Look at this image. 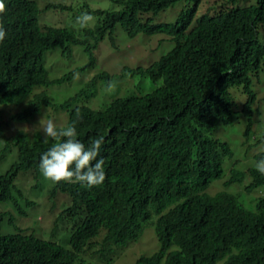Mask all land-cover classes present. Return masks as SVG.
I'll use <instances>...</instances> for the list:
<instances>
[{"label": "trees", "instance_id": "trees-1", "mask_svg": "<svg viewBox=\"0 0 264 264\" xmlns=\"http://www.w3.org/2000/svg\"><path fill=\"white\" fill-rule=\"evenodd\" d=\"M179 1L116 0L121 11L100 12L99 36L120 25L129 37L164 35L173 47L147 69L130 71L157 84L150 93L116 97L97 113L86 102L96 96L98 84L109 89L117 78L101 72L82 81L78 92L58 105L59 112H67V126L53 127L47 139L20 140V169L33 170L35 181L48 172L55 184L51 195L70 197L57 220L69 215L81 220L67 247L35 233L0 234V264H83L87 259L110 264L118 250L138 240L152 215L159 250L135 264H161L164 259L165 264H211L231 251L225 264H264V198L245 210L231 195L209 198L202 193L221 175L230 153L228 144L212 135L216 124H228L237 110L230 90L242 88L249 99L245 107L255 100L251 84L264 71V0L230 7L185 0L190 7L176 23H142L143 14H157ZM36 8L33 0H0V95L14 92L17 102L34 87L57 86L71 78L50 80L43 58L47 52L70 49L75 37L67 29L42 28ZM86 53L91 56L90 49ZM35 96L17 120L49 106L44 91ZM110 123L117 129L106 138L103 129ZM88 143L92 150L83 156L88 164L83 167L80 155ZM131 156H138L136 165ZM132 165L140 171L137 179L128 173ZM196 166L195 178L190 170ZM69 176L75 185L64 182ZM253 176L251 188H264V170ZM2 178L0 202L12 199L14 188L10 173ZM187 178L192 192L184 184ZM150 188L152 193L144 191ZM94 236L101 244L91 254L84 246ZM172 246L178 251L169 253Z\"/></svg>", "mask_w": 264, "mask_h": 264}, {"label": "rangeland", "instance_id": "rangeland-1", "mask_svg": "<svg viewBox=\"0 0 264 264\" xmlns=\"http://www.w3.org/2000/svg\"><path fill=\"white\" fill-rule=\"evenodd\" d=\"M52 3H60L69 7L67 10L61 11L66 17L68 25L73 31L78 32L79 22L86 23L90 28H94L97 24L98 16L94 14L91 16L87 13L89 7L92 11L95 10H117L118 6L111 0H48ZM215 0H202V2L212 5ZM226 0H221L220 4ZM251 3V0H237L233 6H244ZM206 7V5H204ZM190 7V4L185 0L175 3L165 11H161L157 14L143 15L141 21L150 19L151 25L167 24L172 25L177 22L181 13H186ZM206 9V8H204ZM202 11H205V10ZM192 25V23H191ZM88 43H92L89 40ZM173 47V43L164 35H152L146 36L144 34H138L134 37H129L126 31L120 26L116 25L112 36H105L104 40L100 42L96 49H93L94 56V71L97 73L106 72L113 75H119L114 81L115 85L112 88L99 87L95 97L86 102V106L100 110L105 107L112 99L116 97H124L126 95H143L152 91L157 84L153 83L147 77H143L138 74H131L124 69L134 70L138 67H148L155 61H158L162 56L167 54ZM86 53V52H85ZM82 47L79 45H73L70 47V54L62 55L60 50L47 53L44 57V66L48 71L50 79H58L66 75L71 74L69 81L65 82L61 86H52L48 88L47 94L50 97L53 104H63L69 97L73 96L82 86V81H86L83 70L80 68L88 63V55L85 54ZM92 75V73H91ZM252 90L257 96V105L260 108V114H255L253 121L255 126L251 138L255 135L261 134L260 132L264 128V71L259 80H254L251 86ZM240 88H232L230 90L235 102L243 103L245 96L242 95ZM101 90V91H100ZM242 100L239 102L238 97ZM261 96V101L258 97ZM0 156L2 150L5 148V139L10 138L12 135L24 134L30 138H44L47 139L45 134L46 130L50 127H63L66 121L58 119L57 113L59 112V106L54 107H42L35 115L27 121H11L10 124L14 126L12 132L10 131L7 122V111H17L15 105L0 106ZM241 105L234 113V122H236L240 115ZM260 115V118H259ZM242 119V118H241ZM246 121L242 119L238 124L234 123L232 126L224 127L220 124L216 126L215 132L212 133L214 138L220 141H225L230 144L233 152V157L230 161H226L224 164L225 170L232 168L245 171L243 166L246 159L250 165H253L252 156L255 153L254 148L249 151L244 145V130L246 128ZM15 150L12 146H8L6 156L0 159V174L6 172L10 165L14 161ZM229 176L224 178L226 180ZM215 187L220 186L219 181H215ZM40 187L33 188L29 199H33L36 203L29 206L25 210H22L18 214L15 209L5 213V217L0 221V233L12 234L20 229L22 224H25L27 228L33 231L36 235L42 237L45 240L58 242L55 232L64 226V224L57 220V214L51 211V208L55 205V201H50V205L42 206L41 198L45 199V190L42 188L44 184L37 182ZM20 187L23 190L29 189L34 185L33 181L26 183H20ZM222 187V186H220ZM227 193L235 195L239 200L245 203L250 208L251 203L245 200V195L240 186H234V184L225 188ZM25 192V191H24ZM23 192V193H24ZM24 195V194H23ZM26 196V195H24ZM12 218V221L7 226V219ZM56 219V220H55ZM155 217L153 218V221ZM50 226V233L46 236L38 234V230L42 227ZM52 231L53 234H52ZM63 245V244H60ZM66 246V245H63ZM159 250V241L156 236L153 225L144 224L142 226L139 238L132 243H129L121 252L114 257L110 264H134L139 258H148ZM177 250V247L173 246L171 251ZM226 258L216 261L214 264H223ZM83 264H105L100 263L97 260L87 259ZM161 264H165L164 261Z\"/></svg>", "mask_w": 264, "mask_h": 264}, {"label": "clouds", "instance_id": "clouds-1", "mask_svg": "<svg viewBox=\"0 0 264 264\" xmlns=\"http://www.w3.org/2000/svg\"><path fill=\"white\" fill-rule=\"evenodd\" d=\"M111 1L114 4H116V6H118L117 10H95V11H92L88 7L87 8V13L89 15L94 16V14H96L98 16V20H97L96 26L94 28H90L88 24L79 22L78 26H79L80 30L78 32H75L68 25V21H67L66 17L61 12L63 10L69 9L68 6H66L64 4H60V3H52V2H49L48 0H33V2L36 4V7H37L36 8L37 9V13H38L37 19H38L40 25L42 26V28H46V27L53 28V27H55V28L67 29L69 32L73 33V35L75 37V40H76V42L69 43V45H67V47L70 48L73 45H79L84 50V53L90 49L91 56H90V54L87 53V55L89 57L88 63L81 67L83 72H84V74H87V76H85V78H89V77L90 78H95L99 74V73H97V71H94V62H95V60H94V56H93V51L92 50L97 48L98 44L104 40L105 36H107V35L112 36L113 30H114L113 29L111 32H105L102 36H99V33H98L99 24L101 23V21L104 18V15L102 13H100V12H106V11L119 12L122 9V6L119 3H117L116 0H111ZM220 1L221 0H215L213 2V4H215L217 7H221L223 5L227 6V7H230V6H233L236 3L237 0H235V3H233V4L230 3V0H226L225 2H223L221 4H220ZM254 1L255 0H251L250 4L254 3ZM200 4H203V5L207 6V4L202 2V0H201ZM250 4H248V5H250ZM248 5H244V6H248ZM150 14H152V13H150ZM143 15H147V14H143ZM148 19H146V20H148ZM146 20L142 21V23H144ZM99 37H102L103 39L96 43V39L99 38ZM89 40H92V43H88ZM92 46H94V47H92ZM86 48H89V49L87 50ZM60 51H61L62 55L70 54V49H68L66 51L65 50H60ZM51 52H53V51H51ZM47 53H50V52H47ZM45 55H44V57H45ZM155 62H157V61H155ZM155 62H153V63H155ZM152 64H150V65H152ZM150 65L148 67H150ZM148 67H146V68L138 67V68H140V69L142 68L143 70H145ZM43 68L47 71L46 67L44 66V58H43ZM136 69H134V70H136ZM127 71L130 72L132 70L127 69ZM47 73H48V71H47ZM91 73H92V75H91ZM69 75H71V74H69ZM109 75H111V74H109ZM66 76H68V75H66ZM66 76L61 77V78H65ZM116 76L118 77L119 75H116ZM48 78H49V75H48ZM58 79H60V78H58ZM50 80H55V79H50ZM63 84H61V85H63ZM252 84H253V82H252ZM252 84H251V86H252ZM61 85H57L56 87L61 86ZM100 85L101 84H98L97 89H99ZM42 87H44V86H42ZM48 88L49 87H47V88H45V87L44 88L34 87L32 89V91H31V93L27 94L25 97H23L20 100V102H17V100L19 99V96L16 93H14V92H9V93H5L4 95H0V99L3 96H6V95L9 96L8 99L0 100V106L15 105L17 107V111L14 114H13L14 111H7L6 112V114H7V122H8V125H9V128H10L11 132L14 129V126L12 124H10L11 121H27V120H29L30 118H32L35 115V114H33L32 116H30L28 118L25 115V117L22 120H17L16 119V115L17 114H19V113H21L23 111H28V108H29L33 98L36 97L35 94H38L39 92H43L44 91L46 93V95H48L47 94ZM239 90H241L242 95L245 96V101L243 103L235 102L234 99H233V101L235 102L237 108H238V105H241L240 115H241V118L243 120H245L246 124H247L246 128L244 130V134H243L244 145H245V147L247 148L248 151L251 148H254V152L255 153L252 156L253 165H250L249 161L246 159V162H245V164L243 166V169H246L245 171H241V170L236 169V168H232V169H229V170L226 171L225 167H224V164H225L226 161H230L232 159V157H233L232 149L230 147V144H228L227 142L220 141L219 139L213 137L214 139H216V140H218L220 142L227 143L228 146H229L230 153L228 154L227 157H225L223 159V162L221 164V175L219 177L213 179L212 181H210L208 183V185L205 187V189L202 191V193H204L207 196H209V198H213V197H215V195L220 194V193L228 194V195H231L232 197H234L235 200L238 201L241 204V206H243L245 208V210L246 209L247 210H250V209L253 210L254 207H255L256 202L259 199L264 198V188H258V189L251 188V184H252L253 178H254L253 174H259V173H261L264 170V128L260 132L261 134L255 135L254 138H251V134L253 133L254 127L257 126V125L255 126V122L253 121V117H254V115L256 113L260 114V108L257 105V96L254 93V91L252 90V88H251V91L255 95V100H254V102L252 104L250 103V105L247 106V107H245V104L248 102L249 99L243 93L242 88H240ZM97 92H98V90H97ZM150 92H148V93H150ZM148 93H145V94H148ZM145 94H143V95H145ZM143 95H133V96H143ZM238 99H239V102H241L242 98L240 96L238 97ZM258 100L259 101L262 100L261 96L258 97ZM109 103L107 105H105V107L103 109H100V110L92 109V110H95L97 113L100 112V111L106 110V109L109 108ZM58 105L53 104L51 99H50V97H49V106H46V107H54V106H58ZM42 107H44V106H42ZM59 109H60V107H59ZM66 113H67L66 111L58 112L57 113L58 119H60L62 121H66V117L68 116V115H66ZM241 118H239L236 122H234V115H233L231 120H230V122L228 124L224 125V124H221V123H217L216 126L218 124H220V125H222L224 127L232 126L234 123L238 124L240 121H242ZM259 118H260V115H259ZM65 126H67V121H66V124L63 127H59V129H63ZM216 126H215L213 132H215ZM54 127H56V126H54ZM52 128L53 127H50L48 130H46L44 136L45 135L48 136V132ZM116 129H117V124L116 125L112 124V123H110L109 125L107 124L104 127V129H103V132H105V134H106V138H110L111 134ZM92 133H93L92 136H94V138L98 139V134L96 133V131H93ZM22 138H24L26 140H28V139L29 140H35V139L30 138V137H28L27 135H24V134L12 135L10 138H6L5 139V144H4L5 148L2 150V155L0 156V159L4 158L6 156V152L8 151V146H12V148L15 150L13 163L6 170V172H4L3 174H0V177H3L2 178V182H3V181H5V175L7 173H10L11 174V178L13 179V183L12 184H14V188H13L12 191H10V194H9L12 197V199L0 202V216H1L0 217V221L5 217V215H6L5 213H8L7 211H11L12 208H14L15 212H18V214H19L20 212H22V210H25L26 208L29 207V206H26L25 203L31 202L32 203L31 205H34L36 203L33 199H29V197L31 196L33 188L40 187V185L37 184V182L43 183L44 185L41 186V187L42 188H46V190L44 191L45 192V199L41 198L42 206H48V205H50V201H55V205L51 208V211L55 210L53 213L57 214V219H58L59 218L58 217L59 214L61 212H63V209H64L63 204L67 203V202H71L70 197L67 196L68 194L66 195V194H62V193H59V192H55L56 194L54 196L51 195L52 189L55 186V184L52 183V181L48 178V176H47L48 172L44 171L42 173L41 177L39 178V180L35 181L34 178H33V175H34L33 170L28 169V170H25L23 172L22 171L23 169H20L21 168L20 165H21L22 158L20 157L21 151L19 150V148H20L19 147V142H20V140ZM103 139H105V138H103ZM100 141H103V140H100ZM95 142L96 141H91L89 143L94 145ZM89 143H88V148L86 146L83 149V151H82V153L80 155L81 156L80 162L82 161L83 167L88 166V164L85 163V161H84V159L86 157H83V156L85 154L88 156L87 153L92 150V148H91L92 146ZM190 146H191L192 149L195 147L192 144ZM131 157L136 158L135 159V163H134L136 165L137 162H138L137 161V159H138L137 157L138 156H131ZM191 163H193V162H191ZM131 164H133V163H131ZM132 167H133V170L129 169L128 173H130V175H133L132 176L133 178L137 179L138 178V174H139L140 171L139 170L137 171V167H134L133 165H132ZM190 171L192 172L193 177L196 178L198 176V167L197 166L193 170H190ZM227 173H229V176H228V178L226 180H224V178L227 177ZM234 173H240V175H237V174H234ZM166 176H167V174H166ZM31 180L33 181L34 185L32 187H29V189L23 190L20 187V185H19L20 183L30 182ZM74 181H75L74 177H71V176H69L68 178H66L64 180V182L67 183L68 185H75ZM166 181H167V179H166ZM215 181H219L220 184H221L220 186H222V187H220V186L215 187V183H214ZM184 184L188 185V187H190V191L191 192L193 191L192 188H191L193 186L190 185L191 184V178H187L185 180ZM232 184H234L235 187L236 186H240L241 187V189H242V191H243V193L245 195V200L247 202L251 203V205H252L250 208H248L245 205L244 202L239 200L237 196L232 195L230 193H227L225 191V188L227 186L229 187ZM144 191L149 192V193L153 192V191H151V188L147 189V190H144ZM23 194L26 195V196H24ZM15 203L18 204L17 207L14 206ZM153 203L154 202L152 200L148 201V206H149V209H151V210H152V207L154 206ZM22 204H23L22 210H19V208L21 207ZM154 217L156 219V216L152 215V218L149 221L143 223V225L144 224L152 225V223H150V222L153 221ZM80 220L81 219L77 215H75L73 217H71L69 215V218L65 219V220H61L60 219V221L64 224V226L62 228H59L55 232L56 239L58 240V242L60 244H63V245H66V246L60 245V244H58L57 242H54V241H52V242L58 244V246H60V247H67L68 246V241L70 240L71 236H73L74 231L76 229H78V226L80 225V224H78V222ZM11 221H12V218H8L7 219V223H6L5 226L10 224ZM20 227H22V229L17 231V233H19V232L20 233H23V232L24 233H34L29 228H27L25 224H22ZM48 227H49V230L47 231L46 234H45L46 227L40 228L38 230V234L41 235V236H46L47 237L49 235V233H50V226H48ZM53 232L54 231H52V234H53ZM12 234H15V233H12ZM1 235H11V234H1ZM95 237L96 236H94L92 239L87 240V243H85V246H84V249H85L84 251H91V254H92V251L98 250V246L101 244V242H100V240L98 238L96 239ZM46 241H49V240H46ZM123 249L121 248L120 250H118V253L121 252ZM176 251H178V248H177V250H174V251H171V249H170L169 253L170 252H176ZM230 253H232V251L215 258V260L211 264H214L216 261L226 258L224 263H223V264H225V262L227 261ZM117 254L115 255V257L117 256ZM142 258H144V257L139 258L137 261H139ZM165 260L166 259L163 260L164 263H165ZM78 264H81V263L78 261Z\"/></svg>", "mask_w": 264, "mask_h": 264}]
</instances>
